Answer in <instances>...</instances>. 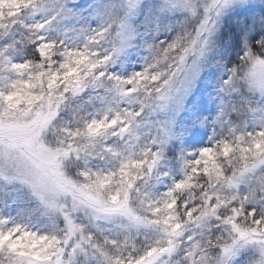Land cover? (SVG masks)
I'll return each mask as SVG.
<instances>
[{"label":"snow or ice","instance_id":"obj_1","mask_svg":"<svg viewBox=\"0 0 264 264\" xmlns=\"http://www.w3.org/2000/svg\"><path fill=\"white\" fill-rule=\"evenodd\" d=\"M0 264H264V0H0Z\"/></svg>","mask_w":264,"mask_h":264}]
</instances>
